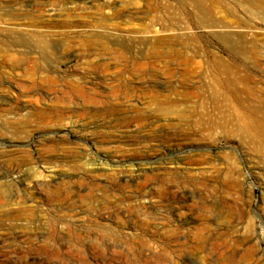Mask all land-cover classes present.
<instances>
[{
  "label": "rangeland",
  "instance_id": "374dc122",
  "mask_svg": "<svg viewBox=\"0 0 264 264\" xmlns=\"http://www.w3.org/2000/svg\"><path fill=\"white\" fill-rule=\"evenodd\" d=\"M5 1L0 31L32 33L29 2ZM197 1L212 27L192 0H124L112 18L124 37L100 27L107 8L83 4L53 20L42 11L56 30L43 50L10 45L48 77L20 95L28 82L0 69V264H264V153L205 120L229 115L212 110L215 58L245 71L246 96L264 103V19L236 0ZM150 23L155 41L137 32ZM218 31L253 41L256 60L229 56Z\"/></svg>",
  "mask_w": 264,
  "mask_h": 264
},
{
  "label": "bare ground",
  "instance_id": "6f19581e",
  "mask_svg": "<svg viewBox=\"0 0 264 264\" xmlns=\"http://www.w3.org/2000/svg\"><path fill=\"white\" fill-rule=\"evenodd\" d=\"M25 1L27 3L29 2L28 5L32 7L31 12L33 13L34 18L38 19V21H27L26 23L32 27V33H24L23 29L16 27L17 25L15 26L16 23H9L7 21L5 22L6 28H3L0 31L1 33L11 35L22 33L26 37L10 39L8 40L9 44H5L4 40L1 41L0 38V69L4 63H10L13 68L14 76L23 78L28 82V84H18V87H14L17 90L14 91H16V93L18 92L20 95H25L31 92L38 83L41 84L46 82L48 77L47 73L42 71V68L39 65L34 64L35 62L33 63V61L28 58L30 52L21 48L14 54L10 49V45L19 44L22 46H28V42H31L32 46L34 45L41 50L47 46L48 40L44 32L54 33L56 30H52L50 26L46 25V23L41 20L43 18L41 17L42 11L47 17L50 18L54 16L56 18L63 9H75L83 4L97 6L100 10L107 8V10L103 12L104 14L96 18L100 27L104 30L110 31L111 35L116 37L120 35L121 37H124V27H121L119 23H115L112 19L117 16V7H120L122 10L124 9V0L118 1V3H114L113 0L108 2H104V0H102V2H97L95 0H56L59 8L49 5L51 0H6L5 3L7 2L6 5L8 6H14L20 3L23 4ZM192 2L193 14L202 15L199 21L200 26L212 27L213 23L207 20L205 16L207 11L206 7L197 0H192ZM236 2L252 17L261 20L264 19V0H236ZM1 3L2 2H0V5ZM42 5L45 8L44 10H42ZM47 20L48 19L45 21ZM49 20H53V18H50ZM158 31L155 23H150L147 26L140 28L137 32L140 33V35H147L149 38L148 40L155 41ZM213 35L224 46L227 54L232 58L241 61L243 65L251 59L256 60L254 57L256 54V48L253 41L244 43L242 40H238V38L235 39L232 36L226 37V35H222L219 31L215 32ZM114 41L113 44L116 47V51L119 52V50L124 49V43L121 40L119 41L115 39ZM151 50L153 53V46L151 47ZM255 60H253L254 63H256ZM70 61L71 60H69L68 63H70ZM69 67L73 66L69 65ZM214 71L215 74H213L210 79V95L215 107L212 110H229V115H227L222 122L219 119H212L209 117L205 118L206 122L213 125H225V127H228L230 132L236 136L249 138L250 142L255 145L256 150L264 153V103L259 104L250 102L249 98L246 96V92L249 90L247 85L249 75L245 73V71H241L239 66L217 58H215ZM1 73L0 70V74ZM79 79L80 78L78 77L74 81L77 82L76 80ZM50 82L52 84L54 83L52 80ZM69 87L72 89L70 92H78L83 95L87 94L83 86L78 83H76L75 86L70 85ZM111 111L113 110H103V112L107 113ZM106 123L107 122H105V124ZM168 168L171 167H162L164 172H168ZM193 171L196 172L201 170Z\"/></svg>",
  "mask_w": 264,
  "mask_h": 264
}]
</instances>
